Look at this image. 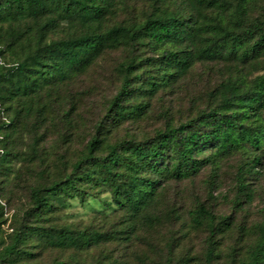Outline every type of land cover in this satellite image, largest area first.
I'll return each instance as SVG.
<instances>
[{
  "label": "trees",
  "instance_id": "16d2710c",
  "mask_svg": "<svg viewBox=\"0 0 264 264\" xmlns=\"http://www.w3.org/2000/svg\"><path fill=\"white\" fill-rule=\"evenodd\" d=\"M126 1L0 0V107L6 112L23 107L41 127L52 108L48 99L60 102L66 87L118 50H130L132 58L120 64L123 84L110 104L117 125L147 113L146 103L127 102L174 87L199 63H229L231 76L214 94L217 106L179 127L167 125L144 141L113 145L101 127L71 172H60L47 186L33 190L34 204L27 215L37 223L24 224L3 257L38 264L39 254L23 247L34 239L46 248L79 253L131 240L141 222H161L158 203L165 184L193 179L240 153L250 157V170L263 164L264 17L252 18L251 13L257 0H155L154 12L142 22L114 24ZM144 48L152 50L154 58L144 59ZM255 65L263 72L251 80L247 67ZM145 66L150 69L146 77L138 76ZM5 150L0 158L11 155ZM244 181L240 178L243 193L248 190ZM103 194H110L111 200L102 202L98 215L107 222L114 213H125L121 232L98 229V216L88 225H43L61 205L74 200L86 204ZM202 218L215 236L216 216L202 206L194 219ZM215 251L209 256L216 257ZM54 264L132 263L107 250L96 262L59 259ZM234 264H264V226L248 257Z\"/></svg>",
  "mask_w": 264,
  "mask_h": 264
},
{
  "label": "rangeland",
  "instance_id": "374dc122",
  "mask_svg": "<svg viewBox=\"0 0 264 264\" xmlns=\"http://www.w3.org/2000/svg\"><path fill=\"white\" fill-rule=\"evenodd\" d=\"M154 3L155 0H127L114 24L142 22L154 12ZM251 13L252 18L264 17V0H257ZM141 56L148 60L155 55L144 48ZM131 58L130 50L109 53L86 76L66 87L60 102H55L56 98L48 99L52 108L41 127L34 124L36 116L25 115L23 107L15 105L10 112L0 107V140L5 141L0 144V152L3 155L6 148L11 153L0 158V264H37L29 259L3 257L4 251L24 224L37 223L27 215L34 204L33 190L47 186L60 172H71L101 127L113 145L148 140L164 131L167 125L179 127L216 107L218 99L214 94L231 76L228 62L199 63L174 87L161 90L153 98H134L132 103L127 102L126 106L146 103L147 113L140 119L117 125L114 114L110 113V104L123 84L120 64ZM8 59L13 63L12 58ZM261 67H247L251 80L263 72ZM148 71V67H142L137 75L145 78ZM72 107L73 119L68 121ZM19 112H22L20 117ZM14 118L16 122L8 128L6 125ZM42 157L44 161H40ZM249 163L250 157L240 153L217 167L205 168L193 179L165 184L158 203L161 222H141L132 241L124 240L83 253L46 248L35 239L23 247L39 254L38 264H54L59 259L96 262L107 250H113L116 256L132 264L237 263L248 257L264 226V159L254 170H250ZM240 178H245L248 187L244 193L240 191ZM110 200V194H103L86 204L71 201L61 205L43 225H88L98 216V229L105 227V231L121 232L125 229V213H114L107 222L101 219L103 214L98 215L104 209L102 202ZM202 206L216 216L219 230L215 236L208 221L194 219ZM213 249L216 257L209 256Z\"/></svg>",
  "mask_w": 264,
  "mask_h": 264
}]
</instances>
